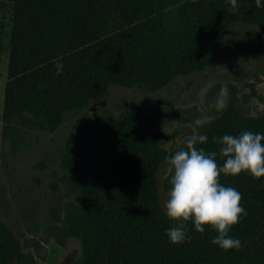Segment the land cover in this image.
Instances as JSON below:
<instances>
[{"label":"rangeland","instance_id":"obj_1","mask_svg":"<svg viewBox=\"0 0 264 264\" xmlns=\"http://www.w3.org/2000/svg\"><path fill=\"white\" fill-rule=\"evenodd\" d=\"M226 1L179 0L113 34L130 57L154 67L204 48L213 16ZM245 1L264 16V7H257L255 0ZM261 4L264 5V0ZM7 24L8 12L0 7V219L16 235L20 249L34 255L35 264H47L56 256L60 260L55 264H68L78 248L77 241L71 237L67 238L66 246L61 245L53 229L68 205L78 203L63 179L64 168L59 160L67 134L77 132L82 121L102 108L114 112L122 107L141 109L153 115L163 134L160 143L172 156L176 149L184 148L186 136L197 133V118L207 120L215 116L209 105L221 87H227V100L243 114H256L264 107V32L255 34L254 25L238 23L229 28L207 66L201 70L175 76L154 91L138 86L111 85L104 97L65 112L51 130L36 126L27 129L17 116H11L9 121L19 127V133L4 136L2 104L5 98L27 88L43 74L56 70V62L63 65L69 57L82 52V48L74 49L7 77L4 72ZM207 83L219 85L214 94L208 91L201 99L199 90ZM230 85H234L233 97ZM227 124L212 128L209 135L220 138L224 133L233 132L236 125ZM100 154V213L94 223L95 246L90 264H169L168 255L176 264H182L183 251L176 255L174 252L166 254L165 247L163 251H154L149 244L143 243V146L133 124H124L118 136L102 137ZM170 168L166 159L156 168L158 196L163 207L169 192L164 184L170 183L173 174ZM203 227L207 232L205 239L212 240L218 234L210 225ZM231 227L229 235L236 238L239 234ZM210 240L202 239L199 243L196 238L195 244L192 241L190 246L205 245ZM165 245L170 246V242L163 241ZM144 246L145 255L138 256L140 259L137 254L134 258L129 253L136 250L143 253ZM155 252L160 256L157 260Z\"/></svg>","mask_w":264,"mask_h":264},{"label":"trees","instance_id":"obj_2","mask_svg":"<svg viewBox=\"0 0 264 264\" xmlns=\"http://www.w3.org/2000/svg\"><path fill=\"white\" fill-rule=\"evenodd\" d=\"M179 0H0L8 12L6 57L7 77L29 70L74 49L61 73L57 69L35 79L27 88L5 98L2 104V135L19 133L9 121L17 116L23 127L55 128L67 111L86 106L91 100L104 97L111 85L138 86L151 91L164 86L178 75H190L207 66L229 28L238 23L252 24L255 34L264 32V16L245 0L235 13L228 11L229 0L214 14L204 41V48L180 59L150 67L130 57L113 32L141 18L159 12ZM248 33V31L246 32ZM217 83L209 90L214 94ZM232 97L234 85H230ZM212 104V102H211ZM158 106V103L155 105ZM197 126V133L234 121L245 131L264 133V107L256 114H243L227 100V107ZM198 119V118H197ZM126 123H132L143 146L144 217L159 233L180 222L166 215L158 196L156 168L171 156L160 143L162 131L153 115L141 109L122 107L116 112L102 108L93 117L80 123L77 132L68 133L60 154L63 179L78 198L70 203L60 222L54 227L56 241L67 244L77 241V250L68 264H90L94 244V223L100 213L101 154L104 136H118ZM183 139L186 150V140ZM264 144V141H262ZM178 151V149H176ZM259 193L264 197V176L257 178ZM170 191L172 185L164 184ZM168 200L166 197L165 204ZM188 226L189 221L184 222ZM246 242L240 250H223L217 245H199L185 259V264H264V232L256 228L243 230L237 237ZM60 259L55 257V264ZM35 264L30 251H22L19 241L8 225L0 219V264L11 262ZM38 264V263H37ZM44 264V263H39Z\"/></svg>","mask_w":264,"mask_h":264},{"label":"clouds","instance_id":"obj_3","mask_svg":"<svg viewBox=\"0 0 264 264\" xmlns=\"http://www.w3.org/2000/svg\"><path fill=\"white\" fill-rule=\"evenodd\" d=\"M257 7H264L261 0H255ZM228 11L235 13L240 5L237 0H229ZM57 74L61 73L62 63L56 62ZM213 87L207 83L199 90L198 96L203 99ZM228 89L221 87L216 99L209 105L217 112L227 107ZM206 120H195L197 126H202ZM208 140L206 135L193 134L186 140V150L181 148L172 156L165 159L171 165L173 172L165 204L166 215L172 220L179 221L177 226L166 229L171 243H183L190 239L186 235V223L191 220L195 230L205 232L203 225H210L217 231L211 243L223 250H240L246 242L229 235L231 226L239 222L241 214L247 216L246 210L241 206V193L233 187L224 186L219 182L221 173L225 175H238L248 172L259 178L264 176V133L241 131L239 135H223L213 137V143L219 145L218 151H205L197 148ZM224 159L222 166H218L216 157Z\"/></svg>","mask_w":264,"mask_h":264},{"label":"crops","instance_id":"obj_4","mask_svg":"<svg viewBox=\"0 0 264 264\" xmlns=\"http://www.w3.org/2000/svg\"><path fill=\"white\" fill-rule=\"evenodd\" d=\"M227 123H228L227 125L232 124V123L234 125H236L235 130L233 132L228 133V135L236 136V135H239V133L241 131H245L242 124H240L238 122L229 121ZM221 125H223V124H221ZM216 127H218V126H216ZM211 129L207 130L203 134V135H206L208 137V140L203 144H197L196 145L197 148L202 147L205 149L206 152L207 151H218L219 145L213 143V140H212L214 135L211 136L208 133L211 131ZM223 135H225V133ZM216 161H217L218 166H222L224 163V159L221 158L219 155H217ZM219 182L224 186H229V187L235 188L237 191H239L241 193V196H242L240 203H241V206L246 210L247 216H243V214H241V218H240L239 222L236 223L235 225H233V228L236 231V234L237 233L240 234L243 230L249 229V228H256V229L264 232V197L262 195H260V193H259L257 178L252 176L248 172H241L238 175H230V174L225 175V174L221 173V175L219 177ZM129 184H130V181L128 182V185ZM140 185H141V182H140ZM141 191H143V193H142L143 194L142 195L143 202H142V211H141L143 213V218H144V220H143L144 224H143V228L141 230L142 237H143V243L149 244L151 248L153 247L154 251H156V249L163 251L162 248L165 247L164 251L166 254L174 252L175 253L174 255H176V254H178L177 253L178 251H180V252L183 251L184 261L182 264H185L186 257L189 256L191 253H194V251L198 247V246L196 247L194 245V248H192L190 246V243L192 241H193V244H195L196 238H197V242H199V243H201L200 241L202 239L210 240V239H205V237H206L205 235L207 233L206 229H205L204 233L197 232L195 230L193 222L191 220H189L186 235L188 237H190V239H186L185 242H183V243H177V244L171 243L170 240L168 239L167 235H164V234L157 232L150 225V223L146 220V218L144 217V188ZM100 196H101V190H100ZM210 228H211V226H210ZM231 228H230V230H232ZM237 230H238V232H237ZM203 235H204V238H202ZM234 235H235V233H234ZM163 241H165V244H166V242L169 241L170 246L169 245L163 246ZM206 243L207 244H205V245H208V244L211 245L212 244L211 240H210V242H206ZM94 246H93V250H94ZM121 246L124 249L123 244ZM128 249L130 250V246H128ZM130 251H129V253L133 254L132 256L134 258H135L136 254H137V258H138V256H140V255L141 256L145 255V246H144L143 253H142V251H140V253H139V250H136V251L133 250L134 251L133 253H131ZM153 255H155L154 258L156 257V260H157V258H160L159 254L157 252H155V254H153ZM168 257L169 258L167 259V262H169V264H176L174 262L175 260H173V258L171 259V257L169 255H168ZM138 259H140V258H138ZM161 261H162V256H161ZM115 264H117V263H115ZM143 264H145V262Z\"/></svg>","mask_w":264,"mask_h":264}]
</instances>
